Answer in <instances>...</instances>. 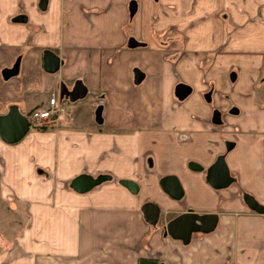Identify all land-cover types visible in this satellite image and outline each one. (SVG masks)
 <instances>
[{"label":"crops","instance_id":"0c3cea01","mask_svg":"<svg viewBox=\"0 0 264 264\" xmlns=\"http://www.w3.org/2000/svg\"><path fill=\"white\" fill-rule=\"evenodd\" d=\"M52 94L66 100L61 121L0 138V169L15 170L0 195L33 217L21 248L73 264H264V214L246 202L264 207V0H49L45 11L0 0V117L27 118ZM219 157L233 182L215 190L206 176ZM81 175L104 181L79 194ZM168 176L180 200L162 190ZM186 213L218 215L217 226L173 240L166 226Z\"/></svg>","mask_w":264,"mask_h":264},{"label":"water","instance_id":"95a60500","mask_svg":"<svg viewBox=\"0 0 264 264\" xmlns=\"http://www.w3.org/2000/svg\"><path fill=\"white\" fill-rule=\"evenodd\" d=\"M49 0H39V8L43 11L47 9ZM134 5V4H133ZM60 60L54 54L47 52L44 56L45 71L54 74L59 70ZM136 73V80L139 82L141 74ZM31 127V123L26 117L21 115L16 109L11 110L8 115L0 117V138L6 143H16L24 138ZM199 167H197L198 169ZM200 169V168H199ZM104 178H94L88 175H81L71 183V189L79 194H86L100 185ZM206 181L215 190L228 188L233 179L226 165L224 157H219L214 165L207 171ZM120 185L128 189L131 193L137 194L139 186L131 181H121ZM162 190L173 200H180L184 191L175 176H168L161 180ZM248 207L257 214H264V207L253 197L246 196ZM145 219L150 224H156L159 218V208L154 204H146L143 207ZM218 223L217 215H196L192 213L183 214L170 221L166 226V232L173 240L181 241L185 245L190 243L194 232L203 231L210 233L214 231Z\"/></svg>","mask_w":264,"mask_h":264},{"label":"rangeland","instance_id":"374dc122","mask_svg":"<svg viewBox=\"0 0 264 264\" xmlns=\"http://www.w3.org/2000/svg\"><path fill=\"white\" fill-rule=\"evenodd\" d=\"M135 5V4H134ZM136 13V12H135ZM134 13V14H135ZM165 32V31H164ZM166 32L175 34V26L168 25ZM175 36L166 39H158V42L162 43H174ZM160 38H163L160 35ZM168 46V45H167ZM62 122H60L61 124ZM42 126V125H41ZM35 126V127H41ZM40 129V128H38ZM42 130V129H40ZM0 169V183L3 176H10L8 178L11 185H14L15 180V170L14 168L9 173H3ZM1 185V184H0ZM0 191H2L0 187ZM252 214H255L252 212ZM33 217L29 215L26 205H22L20 201L15 199L14 195L8 198H2L0 195V264H73L68 261H62L59 258H52L49 255H42L38 252H31V247L21 248L22 243L25 244L24 240L27 242L26 235L28 234L27 229H29ZM29 243V242H28ZM20 245V247H19ZM195 255H207L204 253L196 252ZM144 257V256H143ZM203 262H205L206 256L200 257ZM143 260L152 261L151 264H160L159 260L141 258L137 263L127 262L126 264H142ZM174 260L164 261V264H174ZM179 264V263H176Z\"/></svg>","mask_w":264,"mask_h":264},{"label":"built area","instance_id":"2783aa9c","mask_svg":"<svg viewBox=\"0 0 264 264\" xmlns=\"http://www.w3.org/2000/svg\"><path fill=\"white\" fill-rule=\"evenodd\" d=\"M67 113L66 100L52 94L46 108L32 110L27 119L33 126L44 125L46 121H61Z\"/></svg>","mask_w":264,"mask_h":264},{"label":"flooded vegetation","instance_id":"af4514ba","mask_svg":"<svg viewBox=\"0 0 264 264\" xmlns=\"http://www.w3.org/2000/svg\"><path fill=\"white\" fill-rule=\"evenodd\" d=\"M193 214V213H192ZM210 215H213V214H210ZM200 216H203V215H200ZM218 216V215H217ZM194 233H199V234H204L205 232L203 231H197V232H194ZM193 235V234H192ZM191 239H192V236H191Z\"/></svg>","mask_w":264,"mask_h":264},{"label":"trees","instance_id":"16d2710c","mask_svg":"<svg viewBox=\"0 0 264 264\" xmlns=\"http://www.w3.org/2000/svg\"><path fill=\"white\" fill-rule=\"evenodd\" d=\"M152 263V261H148V260H143L142 261V264H151Z\"/></svg>","mask_w":264,"mask_h":264}]
</instances>
